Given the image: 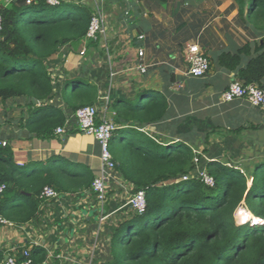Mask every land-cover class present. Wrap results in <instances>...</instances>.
Wrapping results in <instances>:
<instances>
[{"label": "crops", "instance_id": "crops-1", "mask_svg": "<svg viewBox=\"0 0 264 264\" xmlns=\"http://www.w3.org/2000/svg\"><path fill=\"white\" fill-rule=\"evenodd\" d=\"M3 1L9 4L16 0ZM80 2L101 11L103 31L98 39L87 36L77 49L65 50L48 61L56 87L50 104L72 117L63 94L69 91L65 90L69 81L80 78L99 89L95 103L99 114L114 121L117 100L136 103L144 91L161 92L169 101L167 119L142 130L162 147L184 142L198 149L203 165L219 162L248 175L264 168V106L244 99L225 102L222 96L237 80L236 71L218 61L220 54H235L249 44L253 51L246 54L248 60L256 47L264 45V27L258 21L263 18H253L249 1L245 5L240 0ZM141 35L144 39H139ZM191 44H198L210 60L207 76L195 78L189 73L185 51ZM142 47L145 54L139 57ZM79 52L84 53V60ZM138 62L149 66L145 73L135 69ZM25 112L24 99H9L0 105L1 141L12 148L18 165L44 166L51 157L64 156L71 166L88 165L95 177L101 174V147L93 136L68 132L64 136L56 133L51 139L30 138L20 125ZM120 142H112V152ZM107 181L109 193L104 203L97 202L91 190L61 194L54 200L41 199L37 215L28 222L0 223V261L33 247L45 249L47 261L43 264L112 261L116 234L136 216L128 205L136 188L116 169L107 171ZM248 181L251 188L253 178ZM102 216H106L103 221Z\"/></svg>", "mask_w": 264, "mask_h": 264}, {"label": "trees", "instance_id": "trees-1", "mask_svg": "<svg viewBox=\"0 0 264 264\" xmlns=\"http://www.w3.org/2000/svg\"><path fill=\"white\" fill-rule=\"evenodd\" d=\"M76 1L79 3L51 5L48 0L9 4L0 0V105L9 99L25 100L20 125L30 138L55 137L57 127L68 118L60 106L49 103L56 87L47 63L88 40L95 7ZM240 1L244 5L250 2L255 20L264 19V0ZM252 49L248 44L235 54L224 52L218 61L236 71L238 81L263 88L264 45L256 47L255 55L246 60ZM69 82L74 89L63 96L73 113L95 105L99 98L96 86L80 78ZM113 108L119 125L113 141L121 140L112 152L116 171L135 186V191H146L147 212L135 213L128 220L115 236L113 260L100 264H264V168L248 175L219 162L203 165L201 155L180 141L161 151L162 145L142 130L167 119L169 101L161 92L147 90L136 103L117 100ZM1 140L0 135V184L8 187L0 214L6 220L25 223L33 219L47 186L60 194L94 192L96 177L90 166H71L64 156H53L44 166L23 167L16 163L12 148ZM198 165L206 168L214 185L196 177L183 179ZM249 178H253L251 188ZM244 200L249 210L239 208L238 217L247 216L254 224L236 222L235 210ZM17 257L19 261L26 259L21 253ZM29 259L33 264L45 263V249L33 247Z\"/></svg>", "mask_w": 264, "mask_h": 264}, {"label": "built area", "instance_id": "built-area-1", "mask_svg": "<svg viewBox=\"0 0 264 264\" xmlns=\"http://www.w3.org/2000/svg\"><path fill=\"white\" fill-rule=\"evenodd\" d=\"M51 5L60 4L58 0H48ZM104 18L101 11L98 9V14L93 18L88 31V37L92 39H98L100 33L103 31ZM3 29V18L0 16V31ZM139 39H144V36H139ZM84 55L83 52H81ZM144 48H139L137 56H144ZM188 64L191 66L190 73L195 78H202L207 76L210 70V60L204 54L198 44H191L187 46L185 51ZM148 65L145 62H138L135 65V69L141 73H145L148 69ZM225 102H231L235 99H244L253 105L264 106V87H260L258 84L245 85L241 81L235 80L230 84L229 90H227L222 96ZM119 125L112 119H107L99 114V109L96 105L85 106L79 108L72 117L67 118L63 126H59L56 129V133L65 134L71 130H76L82 134L93 136L100 144L101 147V160L102 168L101 174L96 176L92 189L95 192L97 202L104 203L108 195V181L107 171L116 169V162L114 161L113 154L111 152V142L115 133L118 131ZM4 146L6 142H1ZM198 153V152H197ZM199 154V153H198ZM200 155V154H199ZM195 162L199 164L198 157L195 158ZM199 165L196 169H198ZM201 178L204 182L212 183L214 180L206 170H196L192 175L185 176L183 179L188 180L190 178ZM212 185V184H210ZM7 184H0V204L2 202V196L7 189ZM61 194L50 186L43 189L40 198L54 200ZM129 207L133 212L138 215H143L147 212V200L146 191L137 190L130 196ZM242 205V204H241ZM240 205V206H241ZM248 208V207H247ZM249 210V209H248ZM106 216L100 218L101 221L105 220ZM7 222L6 219L0 214V223ZM254 224V221H250ZM239 223V222H238ZM30 250L25 249L23 256L25 260L19 261L17 256L9 257L7 260L0 261V264H33L29 259Z\"/></svg>", "mask_w": 264, "mask_h": 264}, {"label": "rangeland", "instance_id": "rangeland-1", "mask_svg": "<svg viewBox=\"0 0 264 264\" xmlns=\"http://www.w3.org/2000/svg\"><path fill=\"white\" fill-rule=\"evenodd\" d=\"M259 21V24H260V26H262V27H264V19H259L258 20ZM258 23V22H257ZM79 56L81 57V58H83V60H84V56L82 55V54H80V52H79ZM62 59V56H60V58H59V60H61ZM74 86H73V83L72 82H68L67 84H66V87H65V90H69V91H72L74 88H73ZM5 122H8V121H5ZM150 134V133H149ZM164 149H165V147H162L161 148V151L163 150L164 151ZM196 152H198V149H194ZM197 171L198 170H206V169H203L202 168V166L201 165H199V167H198V169H196ZM195 178V177H194ZM197 178V177H196ZM208 184H212V185H214V180L212 181V183L210 182V183H208ZM133 190V189H132ZM136 192V191H135ZM134 192V193H135ZM108 193H109V190H108ZM242 205L241 206H239L236 210H235V218H236V222H237V224H239L238 222H240V223H248V222H250V219L247 217V216H244L243 218H239L238 217V210H239V208H245L246 210H248V208H247V204H246V200H244L242 203H241ZM245 212V211H244ZM244 215V214H243ZM255 222V221H254ZM250 224H252L251 222H250ZM114 244H117V241H115L114 242Z\"/></svg>", "mask_w": 264, "mask_h": 264}, {"label": "bare ground", "instance_id": "bare-ground-1", "mask_svg": "<svg viewBox=\"0 0 264 264\" xmlns=\"http://www.w3.org/2000/svg\"><path fill=\"white\" fill-rule=\"evenodd\" d=\"M97 14H98V10H97V12L95 13V15L93 16V18H94ZM93 18H92V20H93ZM91 22H92V21H91ZM190 70H191V66H190V69H189V73H190ZM190 74H191V73H190ZM191 75H192V74H191ZM229 88H230V85H229V87L227 88V90H229ZM227 90H226V91H227ZM226 91H225V92H226ZM224 94H225V93H224ZM57 134H58V133H57ZM66 134H67V133L62 134V135L59 134V135L64 136V135H66ZM101 162H102V160H101Z\"/></svg>", "mask_w": 264, "mask_h": 264}, {"label": "clouds", "instance_id": "clouds-1", "mask_svg": "<svg viewBox=\"0 0 264 264\" xmlns=\"http://www.w3.org/2000/svg\"><path fill=\"white\" fill-rule=\"evenodd\" d=\"M80 133V132H79ZM117 134V133H116ZM113 141V140H112ZM111 145H112V142H111ZM112 152V151H111ZM184 178V177H183ZM185 180V179H184ZM189 180V179H188ZM146 214V213H145ZM144 215V214H143ZM4 218V217H3ZM5 219V218H4ZM260 223H263V222H260ZM239 224H243V223H239ZM7 260V259H6Z\"/></svg>", "mask_w": 264, "mask_h": 264}, {"label": "water", "instance_id": "water-1", "mask_svg": "<svg viewBox=\"0 0 264 264\" xmlns=\"http://www.w3.org/2000/svg\"><path fill=\"white\" fill-rule=\"evenodd\" d=\"M7 38V37H6Z\"/></svg>", "mask_w": 264, "mask_h": 264}]
</instances>
